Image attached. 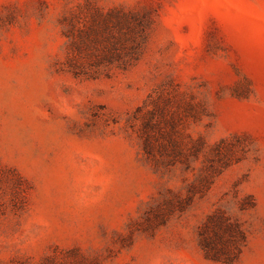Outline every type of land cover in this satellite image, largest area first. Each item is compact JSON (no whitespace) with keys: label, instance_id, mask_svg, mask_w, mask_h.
Segmentation results:
<instances>
[{"label":"rangeland","instance_id":"374dc122","mask_svg":"<svg viewBox=\"0 0 264 264\" xmlns=\"http://www.w3.org/2000/svg\"><path fill=\"white\" fill-rule=\"evenodd\" d=\"M0 264H264V0H0Z\"/></svg>","mask_w":264,"mask_h":264}]
</instances>
